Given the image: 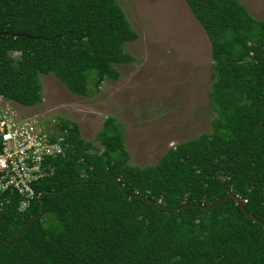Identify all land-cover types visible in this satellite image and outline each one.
Masks as SVG:
<instances>
[{
    "label": "trees",
    "instance_id": "obj_1",
    "mask_svg": "<svg viewBox=\"0 0 264 264\" xmlns=\"http://www.w3.org/2000/svg\"><path fill=\"white\" fill-rule=\"evenodd\" d=\"M185 1L211 43L210 128L142 166L113 115L93 140L46 119L64 150L27 209L14 193L0 210V264H264L260 222L233 197L205 207L233 191L264 223V19L241 0ZM138 37L118 0H0V96L34 106L51 73L98 92L137 60Z\"/></svg>",
    "mask_w": 264,
    "mask_h": 264
},
{
    "label": "rangeland",
    "instance_id": "obj_2",
    "mask_svg": "<svg viewBox=\"0 0 264 264\" xmlns=\"http://www.w3.org/2000/svg\"><path fill=\"white\" fill-rule=\"evenodd\" d=\"M264 19V0H241ZM139 37L125 44L137 60L117 65L121 76L105 80L88 96L71 93L52 73L40 75L42 100L19 116L76 121L93 140L104 118L124 123L130 162H157L176 143L208 130L211 111V43L185 0H118ZM47 120L43 123L45 124Z\"/></svg>",
    "mask_w": 264,
    "mask_h": 264
},
{
    "label": "built area",
    "instance_id": "obj_3",
    "mask_svg": "<svg viewBox=\"0 0 264 264\" xmlns=\"http://www.w3.org/2000/svg\"><path fill=\"white\" fill-rule=\"evenodd\" d=\"M8 101L0 96V210L14 193L21 196L19 208L25 210L40 196L32 184L49 173L47 159L64 149L62 137L45 128L44 119L19 116Z\"/></svg>",
    "mask_w": 264,
    "mask_h": 264
},
{
    "label": "water",
    "instance_id": "obj_4",
    "mask_svg": "<svg viewBox=\"0 0 264 264\" xmlns=\"http://www.w3.org/2000/svg\"><path fill=\"white\" fill-rule=\"evenodd\" d=\"M230 197L235 198L236 203L242 208L243 212L247 215V217H249V218H251V219H253V220H255V221L260 222V223L264 226V223H263L262 221H260L255 215H253V214H251V213H249V212L246 211V209H245V207H244V204H243L241 198H240L235 192H233V191H229L226 195H224L223 197H221L220 199H218V201H216L215 203L207 204V205H205V207H207V208L214 207V206L220 204L221 202L227 200V199L230 198ZM42 206H43V204H41V207H40V213H39L38 215L32 217V218H31V219H30V220H29V221H28V222L22 227V229H20L16 241L19 240L23 228H24L25 226H27V225H28V224H29V223H30L35 217H40V216L42 215ZM175 208H180V207H175ZM1 240H4V239L0 237V241H1ZM5 241H6V240H5ZM16 241H15V242H16ZM6 242H7V243H10L9 241H6Z\"/></svg>",
    "mask_w": 264,
    "mask_h": 264
}]
</instances>
